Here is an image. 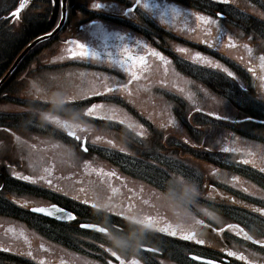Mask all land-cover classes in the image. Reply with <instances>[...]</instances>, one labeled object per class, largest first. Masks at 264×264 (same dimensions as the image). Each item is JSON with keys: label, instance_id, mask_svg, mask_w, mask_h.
I'll list each match as a JSON object with an SVG mask.
<instances>
[{"label": "flooded vegetation", "instance_id": "1", "mask_svg": "<svg viewBox=\"0 0 264 264\" xmlns=\"http://www.w3.org/2000/svg\"><path fill=\"white\" fill-rule=\"evenodd\" d=\"M30 1H26L24 9L18 17L10 12L0 13V79L15 60L14 29L11 27L14 22L21 19V14L26 10ZM94 2L101 3L103 7L93 8ZM134 3L135 0H89L86 10L80 9L76 12L80 24L72 25L64 30L66 34L64 35L63 32L53 51L50 50L55 66L52 67L53 64L50 62V65L44 63V66H39L40 69L43 68L39 81H42L41 78L44 75H52L53 68H57V73L58 68L63 70L64 66H75L76 76L86 75L83 82V86L87 87L86 94H84V90L77 94L73 92L72 94L75 95L73 98L78 96L79 98L69 102L40 100L35 105L17 106L25 109L26 115L29 117L32 113H37L38 117H33L29 121L24 120V125L19 123L22 127L28 125L31 131L47 136L58 145H74L75 148H78L83 142L88 151L85 152L80 147L81 154L61 153L73 162H78V158H81L79 164L83 163V167L76 168V172L74 170L69 178H65L66 175L63 176L62 172L58 173L60 169L57 165L55 172L54 170L49 172L55 176L51 187L47 184L36 185L39 187L37 191L31 190L32 186L36 187L33 183L12 175L13 172L20 176L28 175V169L24 163L30 160L27 157L29 153H25L26 157L21 156L12 164L8 159L3 163L4 165L0 168V264H108V261H111V264H120V260L112 257L111 251H116L125 264H131L133 260H138L139 264H206L192 260L194 255L216 259L217 262L223 260L224 264H246V261L228 257L226 252L229 250L243 253L250 259L253 258L252 254L255 253L253 249L247 251L240 249L241 251H239V248L231 247L224 252L223 249L209 247L210 244L207 245L205 240V243L200 245L195 240L189 241L181 238L191 231L195 234L196 240H201L200 236L203 234H197L195 228L191 229L186 216L180 222H168L154 216V196L152 200L143 203L140 187L137 184L138 179L127 174L128 170L120 162L122 156L139 160L149 159L154 152L149 155L134 156L132 153L111 148L107 141L111 140L113 145L118 147L154 143L155 122L147 116L139 115L140 112L138 113L136 106L128 100V97L137 96L140 93L151 95L154 91L162 92L161 96H170L178 103L177 109L180 111L177 109L168 110V118L172 119L174 123L169 124V119H167V121H162L160 126L174 128L186 111L181 105L185 101L188 106L191 105L192 111L195 113L202 111L209 114L208 110L195 105L205 94H211L209 90H213L209 86L212 83L207 82L206 74H198L193 69L199 68L201 65L213 72L211 74L213 77H217L219 74L223 77V80L218 82L219 87L222 88L215 87L218 95L222 97L220 91L223 92V88H226L227 85L231 88L230 91L236 92L233 106L235 112L238 113V104L242 106L246 104L249 108L254 107L260 111L252 104V100H255L253 92L256 87L253 77L255 76L260 83L262 80L259 79V75L264 73V67H262L264 61L260 59L264 55V46L260 44V42H264V0H147L149 8H134L129 14L126 9H129ZM197 13L211 17L217 23H205V21L197 19ZM217 13L221 15L217 16ZM29 21L30 19L27 20L26 27L29 26ZM116 32L125 37L124 43L131 45L130 51L133 54L145 57L143 64L137 62L135 65L134 71L137 79H132L131 73L125 71V68L120 67V64L117 63L119 53L116 56L108 55L110 52L115 53V45L120 43L112 35ZM218 32L221 36L219 41L215 39ZM229 36L232 37L231 41L228 39ZM77 39L90 44V50L97 52L98 55L88 58L69 57V47L73 51H79V49L75 44L66 42ZM205 40L210 44L202 43ZM136 41L140 43L136 44ZM145 44H147V48L144 47ZM230 44L235 46L232 47ZM38 45L26 53L22 61L0 84L2 102H14L13 91L16 85L12 77L15 71L23 66L22 69L27 74L30 73L32 63L42 62L40 59H42L41 54L43 55V53L35 50H44L45 48L34 50ZM178 48H184L186 51L181 53L177 51ZM4 49L5 51L2 52ZM195 52L207 56L213 63H218L221 67L214 69L208 64L193 61L191 57ZM153 53H159V55ZM31 55H33L32 58ZM44 68H49L51 72H45ZM225 68L231 71L233 76H228L227 72L223 70ZM249 68L252 69V72L248 71ZM85 70L88 72H84ZM90 72H92L91 75ZM94 74L108 77L107 84L104 86L110 88L114 80L127 83L129 79H132V83L128 85L130 93L127 90L120 93H105L104 86L96 88L93 81L89 82L90 76ZM35 77L37 79V73ZM244 94L248 95V99L242 98L244 101H240ZM93 104L100 105L95 110L98 116L85 115L86 109ZM7 112L12 115L16 114L15 111ZM261 113L264 115L263 112ZM108 115H113L116 118L113 120L99 118ZM209 115L220 120V123L224 120L230 122L231 125H246L252 128L263 125L264 127V117L244 115L239 118L222 119L214 113ZM46 116L55 117L62 122L67 121L74 126L79 125L81 128L87 126L90 131L81 133L79 128H76L77 134L82 138L81 141H77L67 136L65 130L58 128L52 120L45 119ZM21 117L24 119L22 115ZM37 120L50 128L41 127L43 125L37 124L39 123L35 122ZM180 122L182 125L185 121L181 120ZM32 123H36V127L29 126ZM194 123L197 124V120ZM140 132H144V135L140 136ZM96 136H101L102 139L94 143ZM169 137L170 135L160 138ZM25 142L29 143L27 140ZM93 145L108 146L114 152L112 156L107 153L91 154ZM57 174H59L58 178ZM62 178L65 182L61 180ZM25 194H31L30 198L39 201L36 203L24 202L20 198ZM84 201H88V203H84ZM50 204H56L58 207L72 211L75 214V219L62 220L31 211V207ZM94 205L106 207L98 209ZM108 208L112 210L108 211ZM188 213L190 215L191 212L188 211ZM147 216L155 217L158 225L167 227L169 232L175 229L177 235L166 234L159 231V228L145 227L139 244L134 250H120L113 246L112 236L123 235L130 231L133 222L128 217L142 220ZM192 217L195 216L192 215ZM82 224L107 228L109 235L99 232L95 228H82ZM225 224H230L234 230L242 232L238 222L230 221ZM214 229L222 232L227 228L224 226ZM198 235L199 237H197ZM167 240L182 242L179 244L182 248L181 256H171L169 249L162 245V241ZM139 245H143V248H139ZM201 248H207L208 253L201 252ZM28 253H31V256Z\"/></svg>", "mask_w": 264, "mask_h": 264}, {"label": "rangeland", "instance_id": "2", "mask_svg": "<svg viewBox=\"0 0 264 264\" xmlns=\"http://www.w3.org/2000/svg\"><path fill=\"white\" fill-rule=\"evenodd\" d=\"M20 2L21 0H17L16 4L11 5L12 0H0V13L11 11ZM39 5H42L40 0L30 1L26 10L22 12L21 19L18 22H14L13 27H11L14 29V37L24 30L28 19L31 20L32 17L35 18L37 14H41L44 11V8L42 10ZM11 6L12 8L8 9ZM63 34L65 35L66 33L64 32ZM63 34L60 33L55 39L44 41L34 48V50L45 49L35 50L43 53V55L41 54L42 59H40L42 62L40 63L37 60L36 64L32 63L30 73L25 74L22 69L23 66L15 71L12 77L16 85L13 91L14 96L24 99V103L27 102V105L36 99L69 102L72 99L79 98V96L73 98L74 94L79 91L84 90V94H86L87 87L83 86L86 75L76 76V67L73 65L64 66L63 70L58 68L57 73V68H53V76L44 75L41 78L42 81H39V76L43 70L39 66H44V63L55 64L51 59L52 51ZM260 44L264 46V42H260ZM4 51L5 49L2 52ZM32 57L33 55H31ZM44 69L47 73L51 72L49 68ZM193 69L198 74H206L207 82L212 83L209 86L213 89L209 90L211 94H205L206 97L204 96L200 102L196 103V106L208 110L209 114H217L222 119L224 117H242L235 112L229 102L231 98L236 99L235 91H230L231 88L228 85L223 88L222 97L215 91L214 87L222 88L218 85V82L223 80L220 74L217 77H213L211 75L213 72L205 69L202 65ZM84 72H88V70ZM36 73L37 79L35 77ZM91 74L92 72H90ZM261 76H264V73L259 75V79ZM108 79V77L94 74L90 76L89 82L93 81L96 88H102L107 84ZM253 82L256 83V87L255 92H253L255 100H252V104L264 113V80L258 83L259 81L254 76ZM39 84L42 85L39 86ZM73 92L74 94H72ZM162 94V92L154 91L151 95L140 93L137 96L128 97V100L136 106L138 113L140 112L139 115L142 117L147 116L155 122L154 143L122 145L119 147L108 146L115 149H123V152L132 153L134 156L149 155L154 152L149 159L139 160L122 156L120 160L128 170L127 174H131L138 179L137 184L140 187L143 203L152 200L154 196V216L168 222H180L186 216L189 219L191 229L195 228L197 234H203L200 237L205 240L207 245L208 243L210 244L208 245L209 247L223 249L224 252L231 247L233 249L239 248V251L242 249L246 251L253 249L258 258L257 264H260V260L264 259V246L253 244L240 230L227 228L222 232H218L214 228H220L225 223L235 221L243 225L254 238L258 240L264 239V213L256 211V209L264 208V172L261 171V169H264V136L256 133L254 135L259 138L255 137L254 140H245L243 138L246 135V129L238 125H231L230 122L224 120L220 123V120L210 117L209 114L202 111L195 113L192 111L191 105L188 106L186 104V101L181 103L186 110L184 113L182 112L181 120L185 121L182 125L181 120H179L174 128L160 126L162 121L169 119L168 110H176L178 106V103L171 99L170 96H161ZM242 98L248 99V95H242L240 101H244ZM190 99L192 100V97ZM17 106L15 102H0V110L4 112L15 111L14 113H18L20 111L19 115H22L27 121L37 117V113H32L29 117V115H26L25 109ZM137 119L139 120L138 116ZM196 120L197 124L194 123ZM35 122H39L37 124L43 125L41 126L43 128H50L48 125L41 123V121L37 120ZM36 123H32L29 126L36 127ZM15 132L24 136L25 139H14V135L7 132L5 137H0V165L7 159L12 164V161L16 162L19 157H26L25 153H29L31 157H27L30 160L24 163V166L28 169V176H32L34 179L40 175L45 176V182H38L34 184L35 186L46 184L48 179L54 180L55 176L49 174V172L53 170L55 172L57 165L58 169H60L58 173L61 174L62 172L63 176L66 175L65 178H69L76 168H82L84 165L83 163L79 164L81 158H78V162H73L64 155L68 154V152L81 154L79 151L81 150L80 147L58 145L54 140L42 134L34 133L29 128L23 130L15 128ZM167 135H170V137L160 138ZM224 136H227V140L221 142V138ZM26 140L29 143H26ZM224 143H227L229 148H237L239 151L223 152ZM32 145H35V147H31ZM108 146L93 145L91 146V154L107 153L112 156L114 151ZM243 155L249 156V158L245 159L248 161L247 164L237 160L238 157L242 158ZM45 169H47V172ZM213 169H215V172ZM231 169L233 171L227 174V171ZM59 174H57V178ZM236 175V178L245 177V179H241L242 182L235 181L236 179L233 180L232 178ZM176 177L184 178L189 184L194 185L197 191V195L194 198L196 200L190 201L186 209L174 207L172 203L165 204L160 201L158 196V193L165 191ZM249 177H251L250 182L247 181ZM61 180L65 182L63 178ZM37 187L32 186L31 190L37 191L39 189ZM30 197L31 194H25L20 199L28 203L39 201ZM188 211L191 212L190 215ZM191 214L195 217H192ZM199 221H203V223L201 224ZM181 243L176 240L162 241V245L169 249L171 256H181L182 248L179 246ZM200 251L208 253L207 248H201Z\"/></svg>", "mask_w": 264, "mask_h": 264}, {"label": "snow or ice", "instance_id": "3", "mask_svg": "<svg viewBox=\"0 0 264 264\" xmlns=\"http://www.w3.org/2000/svg\"><path fill=\"white\" fill-rule=\"evenodd\" d=\"M53 2H55V0H53ZM24 7H25L24 3L21 2L19 4V6L14 10L12 15H15V16L18 17L20 11ZM92 7L95 8V9H99V8L103 7V5L101 3H95L94 2L92 4ZM141 7L144 8V9L149 8V4L147 3V0H135V3L132 4L129 9H126V11H128L129 14H131V9L141 8ZM173 11H175V9H173ZM161 14L163 15V13H161ZM220 15H221L220 13H217V16H220ZM197 19L203 20V21H205V23H211V24H216L217 23V21L215 19H212L211 17L202 16L199 13H197ZM112 35H114L116 37V39L118 41H120V43L115 45L116 52L115 53H111L110 52V53H108V55L109 56H116V54L119 53V55L117 56V63L120 64V67L125 68V71L131 73L132 79H137L136 72L134 71V68H135V65H136L137 62H139L141 64H143L145 62L144 55L133 54L130 51L131 45L129 43H124L125 37L123 35H121L119 32L112 33ZM215 39L217 41H219L221 39V36H220L219 32H218L217 36L215 37ZM228 39H229V41H231L232 37L229 36ZM66 43L75 44V46L79 49V51H73L72 48L69 47L68 48L69 57L88 58L89 56L95 57V56L98 55L97 52L90 50L91 49L90 44L83 43L79 39H77L75 41H67ZM135 43L139 44L140 42L136 41ZM202 43L210 44V42L207 41V40L202 41ZM231 46L234 47L235 45H231ZM144 47L147 48L148 47L147 44H145ZM177 51L183 53L186 50L184 48H178ZM153 54L159 55V53H153ZM161 58H163V57H161ZM191 58H192L193 61H198L200 64H208V65H210L211 68H214V69L221 67L218 63H213L207 56H203L200 52H195L194 54H192ZM260 59L262 61H264V55H262L260 57ZM262 67H264V64H262ZM223 70L225 72H227L228 76H233V73L231 71H228L227 68H225ZM248 71L252 72V69L249 68ZM253 74L255 75V73H253ZM132 79H129L127 81V83L120 82L119 80H114L113 83H112V87L110 88V87L104 86L103 91L105 93H112V92L120 93L122 91H126L127 90L130 93L128 85H130L132 83ZM260 79L264 80V76H261ZM99 107H100V105L93 104L91 107L86 109L85 115L98 116V113L95 110L98 109ZM99 118L113 120L116 117H114L113 115H108L106 117H99ZM45 119L52 120V122H54L58 128H61V129L65 130L67 136L72 137V138H74L77 141H81L82 138H81L80 135L77 134L76 128H79V131L81 133H88L90 131V129L87 126L81 128V127H79V125H75L74 126L73 124H70L67 121H63V122L59 121L55 117L46 116ZM224 119H227V117H224ZM121 123H123V121H121ZM168 123L172 124V123H174V121L172 119H169ZM129 127H131V125H129ZM139 135L143 136L144 132H140ZM101 139H102L101 136H96L94 138L93 142L94 143L95 142H99V141H101ZM226 140H227V136H224V137L221 138V142H224ZM107 143L110 146L114 147L113 142L111 140H108ZM233 143H235V141H233ZM79 146L85 152L88 151L87 147H85L83 142H81ZM31 147L34 148L35 145H32ZM121 151H123V149H121ZM223 151L225 153H231V152L239 151V149H237V148H229L227 143H224ZM241 162L245 163V164L248 163L247 160L241 161ZM85 163H87V162H85ZM45 171L47 172V169H45ZM213 171L215 172V169H213ZM261 171H264V169H261ZM12 175L13 176H19L20 179H22L24 181H28V182L33 183V184H36L38 182H40V183L45 182V176H43V175L37 176L35 179L32 176H28V175L20 176L16 172H13ZM232 179L235 180L236 177H233ZM46 184L49 187H51L52 180L48 179L46 181ZM84 203H88V201H84ZM94 207L99 209V208L106 207V206L94 205ZM111 210H112L111 208H108V211H111ZM31 211H33L35 213H39V214H44V215H47L49 217H56L57 214H60L58 218L62 219V220H74L75 219V214L72 211H68V210H66L63 207H58L56 204H50L47 207H35V208L31 209ZM256 211L264 213V208L256 209ZM121 214L123 215V213H121ZM128 219L131 220L133 223H139V224H142V225H144L145 227H148V228H159V231L164 232V233L169 234V235H172V236H176L177 235V231L175 229H173L171 232H169V229L167 227H160L158 225V223L156 222V218L155 217L147 216V217H145L142 220H137L135 217H128ZM199 223L202 224L203 221H199ZM81 227L82 228H90V229L91 228H95L97 231L105 233L106 235H109V232H108L107 228L100 227L98 225L82 224ZM177 227H180V226H177ZM232 227L233 226L230 225V224H226L225 225V228H229L230 229ZM237 227H239V226L237 225ZM237 235H239V233H237ZM181 238L189 240V241L195 240V242L197 244H200V245H203L205 243L204 240H202V239L201 240H196L195 234L193 232H191V231H189L187 233V235H184ZM247 239L251 240L252 237L248 236ZM254 243H256V244H264V241L256 240V241H254ZM139 248H143V245H139ZM149 250L151 251L152 249H149ZM28 255L31 256V253H28ZM111 255H112V257H115L116 259L120 260V264H125L124 260L120 259V257L117 255L116 251H111ZM226 255L228 257H235V258H237V259H239L241 261H246V264H257V259L258 258L256 257L255 253L252 254L253 258H251V259L246 257L243 253H237L235 251H230V250L226 252ZM204 259L205 258L203 256H201V255L192 256V260H194V261H203ZM108 264H111V261H108ZM131 264H139V261L138 260H133L131 262ZM206 264H218V262H217L216 259H209V260L206 261ZM220 264H224V261L221 260ZM260 264H264V259L260 260Z\"/></svg>", "mask_w": 264, "mask_h": 264}, {"label": "trees", "instance_id": "4", "mask_svg": "<svg viewBox=\"0 0 264 264\" xmlns=\"http://www.w3.org/2000/svg\"><path fill=\"white\" fill-rule=\"evenodd\" d=\"M17 0H12L11 5L16 4ZM42 5V10L44 8V11L41 12V14H37L35 18H31V20L29 21V26L25 27L24 30L18 35L16 34V36L13 38V47H14V55L16 56L20 50L24 47V45L32 40L34 37L38 36L39 34L45 33L49 30H51L53 28V26L56 24L58 17H59V0H55V2H53V0H40ZM89 0H69V18L68 21L66 23L67 27L66 29L70 28L72 25H79L80 23L78 22V18H76L77 15V11L82 9V10H86V6L88 4ZM12 8L8 7V9ZM7 9V10H8ZM6 41V40H5ZM6 45V42H5ZM227 85V84H226ZM215 88V87H214ZM224 92V90H223ZM222 91H220V93H223ZM6 100V99H5ZM231 101H233V99L231 98ZM0 102H2V96H0ZM14 102L16 103V105H24L25 103L21 101V99L15 97L14 98ZM36 103V102H35ZM35 103H33V105H35ZM37 104V103H36ZM238 113L239 115H251L253 117H264V115L257 109H255L254 107L249 108L246 104L245 106H242L241 104H238ZM24 120L21 116H19V114H10V112H4L2 110H0V137H5V135L7 133H9L8 131H15V128H23L21 124L22 123L24 125ZM241 126V128H244L247 130L246 135H244L245 140H254L255 136L254 134H260L262 136H264V127L263 125L261 126H256L255 128L252 127H248V126ZM7 132V133H6ZM253 137V138H251ZM259 138V137H257ZM224 152V151H223ZM249 158L248 155H243L242 158L238 157L237 160H241L244 161L245 159ZM240 161V162H241ZM251 161V160H250ZM224 169V167H223ZM233 170H229L228 172H232ZM237 177V175L235 176ZM195 179V178H194ZM241 179H245V177L243 178H236L235 181H239L242 182ZM248 182L251 181V177H249V179H247ZM196 200V199H194ZM192 200V201H194Z\"/></svg>", "mask_w": 264, "mask_h": 264}, {"label": "clouds", "instance_id": "5", "mask_svg": "<svg viewBox=\"0 0 264 264\" xmlns=\"http://www.w3.org/2000/svg\"><path fill=\"white\" fill-rule=\"evenodd\" d=\"M196 195L195 186L189 184L182 177H176L165 191L158 193L161 202L165 204L172 203L174 207L181 209H186L187 204L194 200ZM144 229V225L133 223L128 233L112 236L111 243L120 250H134L139 244V239Z\"/></svg>", "mask_w": 264, "mask_h": 264}, {"label": "water", "instance_id": "6", "mask_svg": "<svg viewBox=\"0 0 264 264\" xmlns=\"http://www.w3.org/2000/svg\"><path fill=\"white\" fill-rule=\"evenodd\" d=\"M24 3V1H23ZM60 4H61V16L60 19L58 21V23L56 24V26L49 32L41 34L39 36H37L36 38H34L31 42H29L24 49L18 54V56L16 57L15 61L13 62V64L11 65V67L9 68V70L7 71V73L3 76V78L0 79V84L2 83V81L6 78V76L8 74H10L13 69L16 67V65L18 64V62L22 59V57L25 55V53L34 45H36L37 43L49 39L51 38L54 34H56L64 25L66 18H67V0H60ZM15 10V9H14ZM14 10L12 11V13L14 12ZM33 209V208H32ZM60 214H57L56 217L54 218H58ZM245 235L251 236L246 230H244ZM252 237V236H251ZM252 242L256 241V239H254L252 237L251 239ZM205 259L201 262H205L207 260H209L210 258L204 257ZM218 264H220V262H218Z\"/></svg>", "mask_w": 264, "mask_h": 264}]
</instances>
